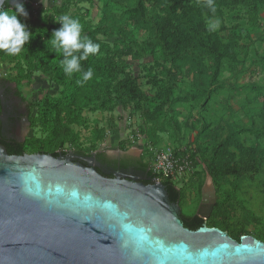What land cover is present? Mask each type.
<instances>
[{
	"label": "rangeland",
	"instance_id": "rangeland-1",
	"mask_svg": "<svg viewBox=\"0 0 264 264\" xmlns=\"http://www.w3.org/2000/svg\"><path fill=\"white\" fill-rule=\"evenodd\" d=\"M106 2L110 4L111 19L120 29L114 25L112 38L99 36L100 40L113 44L123 32L143 49L152 44V51L146 49L140 59H118L123 72L135 79L144 99L138 105L123 107L117 101L104 111H83L78 121L68 126L69 132L78 137V145L66 142L63 147L53 145L52 151L74 153L78 149L86 157L128 152L147 163L155 153L165 150L188 156L191 172L174 179V185L181 191L180 212L192 216L198 210L202 188L210 181L206 166L212 158V147L229 136L231 164H238L240 172L230 177L238 186L236 200L224 204L222 214L208 223L227 220L231 238L236 242L249 236L264 243V97H257L248 89L264 88V9L257 11L252 27L244 7L224 10L221 17L205 18L206 28L217 32L222 43H232L233 58L224 60L218 85L208 89L213 90L211 99L202 109L203 102L197 100L202 87L196 79L200 62L190 53V62H185L179 71L171 67L169 59L152 43L153 33L131 23L135 15L132 0H46L45 7L39 0L24 4L28 17L21 19L30 33L38 31L45 39V31L52 35L61 27L55 20L70 15L79 20L81 35L85 37L98 26L101 7ZM156 2L141 1L146 19L158 12ZM25 53L23 47L19 54L0 60V79L16 86L26 108L35 105L31 111L28 109L29 118L34 121L27 133L21 134L23 142L43 138L51 131L44 118L40 120L42 124L35 121L39 118L38 103L47 96H56L60 90L42 72L27 68L23 62ZM201 62L208 66L207 60ZM164 88H169L166 98ZM204 123L209 128L201 134ZM26 153L30 154V150Z\"/></svg>",
	"mask_w": 264,
	"mask_h": 264
},
{
	"label": "water",
	"instance_id": "water-1",
	"mask_svg": "<svg viewBox=\"0 0 264 264\" xmlns=\"http://www.w3.org/2000/svg\"><path fill=\"white\" fill-rule=\"evenodd\" d=\"M75 159L8 155L0 144V264H264L253 237L185 228L161 182L106 178L91 156ZM215 203L210 179L195 215L206 220Z\"/></svg>",
	"mask_w": 264,
	"mask_h": 264
},
{
	"label": "trees",
	"instance_id": "trees-1",
	"mask_svg": "<svg viewBox=\"0 0 264 264\" xmlns=\"http://www.w3.org/2000/svg\"><path fill=\"white\" fill-rule=\"evenodd\" d=\"M142 0L134 2L135 15L131 23L138 29L151 31L154 35L152 42L157 46L162 55L169 59L170 66L179 71L185 62L189 61V54L194 53L196 61L200 62L201 68L196 75L202 90L198 91V101H202V109H206L213 90H208L218 85V77L224 60L233 58L232 43H222L217 32L205 26V18L221 17L224 10H235L240 7L248 9L249 27H252L257 11L264 9V0H157L158 12L151 18L146 19L142 10ZM35 3V2H32ZM8 5L4 10H9ZM101 19L98 26L93 28L85 37L99 45L96 54H90L87 59L80 61L81 72L65 74L61 61L64 59L62 52L55 53L51 45V34L45 31V39L38 32L32 33V39L24 48L26 53L23 62L31 71H40L49 78V81L59 86L60 90L56 96H47L38 103V119L36 122L44 121L50 124L51 131L45 137H39L21 143L12 142L5 147L8 155L21 156L27 154H51L54 157L66 156L68 152H54L53 145L63 147L66 142L73 146L78 145V137L69 132L68 126L75 124L82 112L104 111L108 106H114L118 101L121 106L138 105L144 99V93L136 84L135 79L123 72L119 66V57L131 56L140 59L145 55L146 49L152 51V44L142 48L129 36L118 32L120 36L113 44L106 43L98 37L112 38L114 21L110 17V4H102ZM116 26V25H115ZM120 29V27H117ZM52 52V53H51ZM4 51H0V60L6 57ZM203 60H207L208 66H204ZM92 70L93 76L87 82L83 81V72ZM123 74L122 78L119 75ZM250 91L257 97H264V88L250 86ZM169 88H164L163 96L166 98ZM35 105L29 106V111ZM63 115L64 121H63ZM34 121V120H33ZM29 118V122H33ZM42 124V122H41ZM209 126L204 123L201 134L208 131ZM249 133L250 130H241V133ZM232 146L231 137H226L212 147V158L206 166V173L210 177L216 194V203L213 207L211 217L203 220L196 215L185 216L180 214L183 226L195 231L206 225L218 228L231 234L228 229L227 220L208 223L215 215L223 212V206L232 200H236L238 186L230 181V177L240 174L238 164L233 162V154L229 152ZM247 153V151H245ZM74 155L86 156L81 150H74ZM249 155V153H247ZM103 161H106L105 153H97ZM124 165L129 162L124 161ZM136 168L147 175L145 185L152 184L155 180L149 163L140 159L134 161ZM165 186L170 202H180L181 191L176 188L171 180L162 181Z\"/></svg>",
	"mask_w": 264,
	"mask_h": 264
},
{
	"label": "clouds",
	"instance_id": "clouds-1",
	"mask_svg": "<svg viewBox=\"0 0 264 264\" xmlns=\"http://www.w3.org/2000/svg\"><path fill=\"white\" fill-rule=\"evenodd\" d=\"M13 2L14 9L11 12L0 8V51L8 55L19 54L24 45L33 38L21 19L28 17L24 4L8 0L9 4ZM41 3L45 7L46 0H41ZM55 22L61 27L52 32L50 40L55 53L63 54L64 59L61 61L63 71L69 76L81 72L80 61L87 59L90 54H96L99 45L93 43L91 39L82 38V26L78 19L70 15H62ZM92 76L91 69L83 72V81L87 82Z\"/></svg>",
	"mask_w": 264,
	"mask_h": 264
},
{
	"label": "flooded vegetation",
	"instance_id": "flooded-vegetation-1",
	"mask_svg": "<svg viewBox=\"0 0 264 264\" xmlns=\"http://www.w3.org/2000/svg\"><path fill=\"white\" fill-rule=\"evenodd\" d=\"M38 1L39 0H25L23 4H30ZM6 2H8V0ZM6 5H8V3H5V6ZM24 104L25 102L16 90V86L0 79V140L7 146L12 142L18 144L23 142L20 139L21 134L23 132L27 133L30 128L29 112ZM105 155L106 161H103L97 154L90 155L97 165V172L104 177L112 179L115 178L116 175H121L125 177V179H131L130 177H133L137 179L138 182L142 183L147 181L144 180V178H147L146 173L135 166L134 161L139 158L117 153L111 156ZM90 156L74 155V157H76L74 161L86 164L84 161ZM124 161L129 162V164L124 165Z\"/></svg>",
	"mask_w": 264,
	"mask_h": 264
},
{
	"label": "built area",
	"instance_id": "built-area-1",
	"mask_svg": "<svg viewBox=\"0 0 264 264\" xmlns=\"http://www.w3.org/2000/svg\"><path fill=\"white\" fill-rule=\"evenodd\" d=\"M191 162L188 156H177L169 150L154 154L149 162L151 173L156 176L155 181L161 182L182 177L191 172Z\"/></svg>",
	"mask_w": 264,
	"mask_h": 264
}]
</instances>
